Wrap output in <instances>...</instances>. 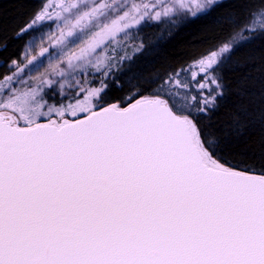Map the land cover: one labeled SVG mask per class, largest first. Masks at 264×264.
<instances>
[{
    "label": "water",
    "instance_id": "water-1",
    "mask_svg": "<svg viewBox=\"0 0 264 264\" xmlns=\"http://www.w3.org/2000/svg\"><path fill=\"white\" fill-rule=\"evenodd\" d=\"M0 264H264V177L209 167L162 99L61 126L0 113Z\"/></svg>",
    "mask_w": 264,
    "mask_h": 264
},
{
    "label": "trees",
    "instance_id": "trees-1",
    "mask_svg": "<svg viewBox=\"0 0 264 264\" xmlns=\"http://www.w3.org/2000/svg\"><path fill=\"white\" fill-rule=\"evenodd\" d=\"M41 8L39 0H0V113L20 119L18 108L26 101L40 112L79 110L78 116L68 117L74 122L114 105L125 109L143 100L165 99L177 115L192 120L204 148L225 168L264 177V29L236 46L214 70L221 94L208 112L202 111L199 96L186 106L166 91L169 79L217 51L263 13L264 0H228L176 29L144 27L130 41L137 50L108 71L79 73L68 80H74L69 87L30 83L19 90L13 66L22 61L34 37L27 28ZM15 90L17 95L10 96ZM94 90L101 95L97 105L88 107L86 95ZM52 118L19 122L30 128Z\"/></svg>",
    "mask_w": 264,
    "mask_h": 264
},
{
    "label": "rangeland",
    "instance_id": "rangeland-1",
    "mask_svg": "<svg viewBox=\"0 0 264 264\" xmlns=\"http://www.w3.org/2000/svg\"><path fill=\"white\" fill-rule=\"evenodd\" d=\"M59 0H41L42 13L52 9ZM67 5L56 9V13L45 22L33 24L27 31H33L34 37L25 51L20 63L13 66L15 86L22 89L26 85L45 83L47 87H69L77 74L96 70L106 72L120 60L129 59L136 45L130 41L147 26L170 25L172 29L193 21L215 6L228 0H66ZM264 29V12L236 34L217 51L207 55L184 70L179 71L167 81V93H175V99L183 105L195 102L197 96L202 99L203 112L216 105L221 94V84L214 70L221 61L238 45L250 40ZM71 44L72 47H69ZM205 61L212 62V70L207 76L196 78L200 69H206ZM71 77L74 80L68 81ZM201 77V78H200ZM102 92V91H101ZM100 91L86 95L88 107L97 105ZM16 90L10 96H16ZM157 100V99H150ZM164 104L169 102L162 99ZM147 101V100H143ZM17 103H20L18 101ZM24 107V108H22ZM112 107L118 108V105ZM19 118L14 114L2 113L13 117L14 125L34 124L44 118H50L46 124L61 126L68 123V117H76L79 110H42L37 111L25 101L19 106ZM67 116V117H66ZM187 118V117H185ZM196 142L204 156L205 163L212 168L224 166L214 159L204 148L198 131L191 119ZM8 120V119H7Z\"/></svg>",
    "mask_w": 264,
    "mask_h": 264
},
{
    "label": "flooded vegetation",
    "instance_id": "flooded-vegetation-1",
    "mask_svg": "<svg viewBox=\"0 0 264 264\" xmlns=\"http://www.w3.org/2000/svg\"><path fill=\"white\" fill-rule=\"evenodd\" d=\"M39 1L41 2V0H39ZM41 4L43 6L42 2H41ZM66 5H67L66 0H59L57 3H54V6L51 7L52 9L46 10L44 13H42L43 8H41L40 12L37 13V15L35 16L33 24H35V23L41 24V23L45 22V20H47V18L52 17L56 13V9H61V8L65 7ZM209 72H210V70H208L207 68L206 69H200V74L196 75V78H199V76H201V77L207 76L209 74Z\"/></svg>",
    "mask_w": 264,
    "mask_h": 264
},
{
    "label": "bare ground",
    "instance_id": "bare-ground-1",
    "mask_svg": "<svg viewBox=\"0 0 264 264\" xmlns=\"http://www.w3.org/2000/svg\"><path fill=\"white\" fill-rule=\"evenodd\" d=\"M203 158H204V156H203Z\"/></svg>",
    "mask_w": 264,
    "mask_h": 264
}]
</instances>
